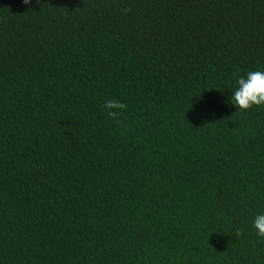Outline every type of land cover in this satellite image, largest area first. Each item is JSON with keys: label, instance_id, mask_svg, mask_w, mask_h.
Instances as JSON below:
<instances>
[{"label": "trees", "instance_id": "1", "mask_svg": "<svg viewBox=\"0 0 264 264\" xmlns=\"http://www.w3.org/2000/svg\"><path fill=\"white\" fill-rule=\"evenodd\" d=\"M250 70L264 0H0V264H264Z\"/></svg>", "mask_w": 264, "mask_h": 264}, {"label": "clouds", "instance_id": "2", "mask_svg": "<svg viewBox=\"0 0 264 264\" xmlns=\"http://www.w3.org/2000/svg\"><path fill=\"white\" fill-rule=\"evenodd\" d=\"M32 0H22L24 5H29ZM228 103L237 111H246L253 106H264V71L250 70L243 76H238L232 86ZM126 105L113 99L104 101L103 108L107 115L117 118ZM251 228L257 238H264V211L257 212L252 219Z\"/></svg>", "mask_w": 264, "mask_h": 264}]
</instances>
